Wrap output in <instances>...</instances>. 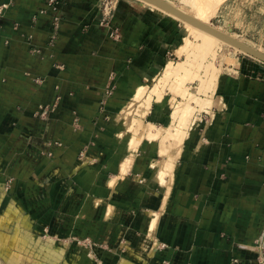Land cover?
Listing matches in <instances>:
<instances>
[{
    "label": "crops",
    "instance_id": "obj_1",
    "mask_svg": "<svg viewBox=\"0 0 264 264\" xmlns=\"http://www.w3.org/2000/svg\"><path fill=\"white\" fill-rule=\"evenodd\" d=\"M98 1L0 0V190L12 178L14 196L0 239L34 222L117 249L102 254L116 264H264V74L220 72L208 42L129 0L111 40Z\"/></svg>",
    "mask_w": 264,
    "mask_h": 264
},
{
    "label": "rangeland",
    "instance_id": "obj_2",
    "mask_svg": "<svg viewBox=\"0 0 264 264\" xmlns=\"http://www.w3.org/2000/svg\"><path fill=\"white\" fill-rule=\"evenodd\" d=\"M49 1V0H48ZM123 0H99L98 1V18L100 27H108V38L117 41L120 38L119 31L115 27L110 26V21ZM128 7H134L141 11V15H144L146 11L152 10L161 16L169 17L161 10L144 3L140 0H129ZM172 6L173 8L180 10L186 15L193 17L194 19L207 24L208 26L233 36L243 44H247L254 49L264 53V0H161ZM126 2V1H124ZM54 8H57L58 0H53ZM131 5V6H130ZM48 7V6H47ZM50 9H53L49 7ZM56 11V10H55ZM57 16H55L56 18ZM171 17V16H170ZM169 17V18H170ZM54 18V20H55ZM58 18V17H57ZM173 18V17H172ZM171 18V19H172ZM182 30V38L185 36V29L188 30V35L194 41L199 43L208 42L214 51L213 63L216 68L222 72L225 68H232L238 63L244 64L248 69L252 66L256 68V74L263 78L264 63L251 57L250 55L237 51L226 43L218 41L217 39L207 35L182 21L173 18ZM57 29L58 20L53 24ZM54 38V37H53ZM52 42V41H50ZM181 42V41H180ZM183 44V43H182ZM205 46V45H204ZM165 56L168 60L173 62H179L184 60V57H178L171 50H167ZM244 67V66H242ZM241 67V69H242ZM252 70V69H251ZM198 85V81H190L188 86L195 87ZM113 83L108 80L104 85L102 91V100L100 101V108L102 110L105 103V97L112 95ZM102 106V107H101ZM52 111L50 107H38L34 113V118L39 120L46 119ZM156 131V128L154 129ZM158 130V129H157ZM45 156L51 157V153H44ZM82 156L81 154L79 155ZM2 180L4 184L0 190V217L8 218L10 212V201L14 199L8 192V188L13 182L12 178L3 176ZM15 195V194H14ZM16 196V195H15ZM13 205H16L14 200ZM1 220V218H0ZM13 225V229L9 227L8 232L3 239H0V264H9L6 260V254L12 253L13 260L18 264H112L113 259L110 256L102 255L103 251H110V247L106 244L96 243L92 238L72 235L69 237L57 238L47 235L46 232H41L34 229L36 226L33 223L27 226L26 231L20 227L19 221ZM20 229L19 233H16ZM16 231V232H15ZM1 233V232H0ZM26 236L27 238L23 237ZM160 249L164 248V245L159 246ZM117 249H112V252ZM118 251H120L118 249ZM9 252V253H8ZM8 258V257H6ZM142 258H145L143 256ZM243 260L244 257H242ZM249 259V258H248ZM12 260V261H13ZM119 260V259H118ZM241 260V259H238ZM246 261V260H245ZM245 261L241 264H245ZM251 261V260H250ZM260 256L253 257L250 264H258ZM116 264V261H114ZM135 264H140L139 261H133ZM235 262V261H234ZM233 262V263H234ZM121 263L119 261L117 264ZM153 264V262H149ZM165 264V263H164ZM236 264V263H235ZM240 264V263H237Z\"/></svg>",
    "mask_w": 264,
    "mask_h": 264
},
{
    "label": "water",
    "instance_id": "obj_3",
    "mask_svg": "<svg viewBox=\"0 0 264 264\" xmlns=\"http://www.w3.org/2000/svg\"><path fill=\"white\" fill-rule=\"evenodd\" d=\"M142 1H144L150 5L156 6V7L164 10L165 12H167L169 14L174 15L175 17L181 19L182 21L187 22L190 25L213 35L214 37H216V38H218V39L242 50L244 53H246V54L250 55L251 57H253V58L264 63V54H261L260 52L240 43L236 39L230 38L229 36H227L223 32L217 31L216 29L209 27L206 24L196 22L193 19L186 16L185 14L173 9L172 7L168 6L167 4H165L161 1H158V0H142Z\"/></svg>",
    "mask_w": 264,
    "mask_h": 264
},
{
    "label": "bare ground",
    "instance_id": "obj_4",
    "mask_svg": "<svg viewBox=\"0 0 264 264\" xmlns=\"http://www.w3.org/2000/svg\"><path fill=\"white\" fill-rule=\"evenodd\" d=\"M140 1H142V0H140ZM158 1H161V0H158ZM143 2H144V1H143ZM161 2L165 3L164 1H161ZM144 3H146V2H144ZM147 4H148V3H147ZM165 4H167V3H165ZM149 5H150V4H149ZM167 5H168V4H167ZM151 6H153V5H151ZM168 6H170V5H168ZM153 7H155V8H157V9L161 10L162 12L166 13L168 16H171V17H173V18H175V19H178V20L182 21L181 19L175 17V16L172 15V14H169V13L165 12L164 10H162V9L156 7V6H153ZM170 7H172V6H170ZM172 8H173V7H172ZM173 9H175V8H173ZM175 10H177V9H175ZM177 11H178V10H177ZM179 12H181V11L179 10ZM181 13H183V12H181ZM183 14H185V13H183ZM185 15H186V14H185ZM186 16H188V15H186ZM188 17L191 18V19H193L194 21H196V22H198V23H202V22H200V21L194 19L193 17H190V16H188ZM182 22L185 23V24H187V25H189V26H191V27H193V28H195V29H197V30H199V31H201V32H203V33H205V34H207V35H210L211 37L217 39L218 41L224 42V41H222V40H220V39L214 37L213 35H211V34H209V33H207V32H204L203 30H200V29H198V28H196V27L190 25V24L187 23V22H184V21H182ZM202 24H204V23H202ZM206 25H207V24H206ZM209 27H210V26H209ZM217 31H218V30H217ZM224 34H226V33H224ZM226 35L229 36L230 38H233V39H234L233 36H230V35H228V34H226ZM236 40H237V39H236ZM237 41H238V40H237ZM239 42H240V41H239ZM224 43H226V42H224ZM240 43H241V42H240ZM226 44H227L228 46H231L233 49H235V50H237V51H241V52H243L242 50H240V49H238V48H236V47H234V46H232V45H230V44H228V43H226ZM242 44H243V43H242ZM244 45H246V46H248V47L254 49L253 47H251V46H249V45H247V44H244ZM254 50H256V49H254ZM256 51H258V50H256ZM258 52H260V51H258ZM243 53H244V52H243ZM260 53H261V54H264L263 51L260 52Z\"/></svg>",
    "mask_w": 264,
    "mask_h": 264
},
{
    "label": "built area",
    "instance_id": "obj_5",
    "mask_svg": "<svg viewBox=\"0 0 264 264\" xmlns=\"http://www.w3.org/2000/svg\"><path fill=\"white\" fill-rule=\"evenodd\" d=\"M53 2V0H49L48 1V6L49 7H51V8H53V9H55L54 8V3H52ZM4 9H5V6L4 5H0V18L2 17V14H3V12H4ZM55 22L57 21V18H55V20H54Z\"/></svg>",
    "mask_w": 264,
    "mask_h": 264
}]
</instances>
